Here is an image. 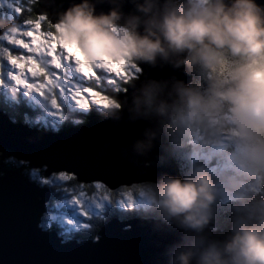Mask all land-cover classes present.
I'll return each instance as SVG.
<instances>
[{"label": "clouds", "instance_id": "obj_1", "mask_svg": "<svg viewBox=\"0 0 264 264\" xmlns=\"http://www.w3.org/2000/svg\"><path fill=\"white\" fill-rule=\"evenodd\" d=\"M101 2L107 11H97ZM125 2L134 11L125 12ZM49 24L60 47L81 65L160 59L183 67L193 80L173 81L166 99L160 98V84L144 88L145 103L173 123L226 104L242 127H264L260 0H73ZM12 26L0 20V29ZM155 195L168 215L196 229L207 220L213 186L206 172L193 169L183 178L164 176ZM176 259L178 264H264V207L237 219L225 239L182 251Z\"/></svg>", "mask_w": 264, "mask_h": 264}, {"label": "water", "instance_id": "obj_2", "mask_svg": "<svg viewBox=\"0 0 264 264\" xmlns=\"http://www.w3.org/2000/svg\"><path fill=\"white\" fill-rule=\"evenodd\" d=\"M72 2L36 0L34 13H46L47 21L54 23L57 13ZM108 7L101 2L96 9L107 11ZM123 10L131 12L134 7L125 2ZM138 65L143 71L139 79L125 86L127 94H114L119 98L118 112L85 117V122L57 134L26 127L0 133V150H4L0 156V171L4 172V176L0 175V264H178L180 252L198 250L230 234L233 224L224 231L211 232L202 226L194 229L182 218L169 215L170 223L151 217L126 222L111 219L97 233L101 237L96 243L68 240L59 244L61 238L56 233L37 227V211L45 194L22 176L21 168H12L9 162L7 167L2 164L7 153L40 167L74 168L88 182L99 180L117 186L159 183L164 176H179L163 135L170 119L145 103L144 88L156 82L161 86L160 98L166 99L173 81L187 84L191 76L183 67H173L160 59L154 64ZM125 124L136 125V132L125 128ZM145 160L149 165H144ZM125 225L130 228L123 230ZM161 230L173 235L164 236Z\"/></svg>", "mask_w": 264, "mask_h": 264}, {"label": "snow or ice", "instance_id": "obj_3", "mask_svg": "<svg viewBox=\"0 0 264 264\" xmlns=\"http://www.w3.org/2000/svg\"><path fill=\"white\" fill-rule=\"evenodd\" d=\"M35 2L36 0H15L12 3L10 0H0V8L6 6L15 14L0 18L13 25L7 30L0 29V133L16 127H26L34 131L41 127L39 121L45 115L52 118V127L61 129L79 124L80 121L74 119L75 117L99 116L101 112L120 106L118 96L111 94L114 91L119 93L125 83L117 73L101 64L82 68L76 58L60 47L51 31L44 34L45 41L55 43L42 41L36 48L32 47L37 44L34 33L40 32L42 22L48 20L43 13H38L36 19H20L25 11H33L32 8L25 9L22 5ZM24 37L32 38L31 44L26 43ZM9 45L14 47L10 48ZM19 49H26L28 54L15 55ZM25 65L28 66L26 73L17 71L22 70ZM139 71L143 69L140 68ZM85 81H93V84H86ZM123 92L127 94L128 89L124 87ZM89 96L99 97V100H89ZM21 109H25L22 125L16 118V113ZM30 112H35L36 115L33 117ZM123 126L134 133L137 130L136 125ZM15 163L17 168L30 169L28 176L32 186L45 194L37 211V221L42 229L52 233L59 229L62 234L68 232L90 235L100 220L111 215L102 211L106 207L104 203L92 204L83 199L84 188L87 185L95 189L119 191L117 185L99 181L94 185L88 184V179L74 168L62 170L60 167L47 165L43 167L41 174L40 165H33L30 160H17ZM4 164L5 167L8 166L7 161ZM71 181L77 182L75 187L69 183ZM77 188L79 197L75 195ZM104 200L111 208L120 209L118 214L121 216L127 214L130 205L133 208L143 206L141 203L125 202L122 198L119 202L110 201L108 197H104ZM159 233L164 236L173 235L167 230Z\"/></svg>", "mask_w": 264, "mask_h": 264}, {"label": "rangeland", "instance_id": "obj_4", "mask_svg": "<svg viewBox=\"0 0 264 264\" xmlns=\"http://www.w3.org/2000/svg\"><path fill=\"white\" fill-rule=\"evenodd\" d=\"M10 2L15 3V0H10ZM27 4L28 3L23 4L22 7L29 6ZM8 15L14 16L15 14L6 6L4 8H0V18H3L4 16H8ZM44 34L46 33L42 32L41 30L40 32L34 33V35L37 37V44L32 45L33 48L39 46V44L42 41L46 43H55V41H45ZM23 39L26 43L31 44L32 38L24 37ZM9 47L12 48L14 46L9 45ZM59 51L60 49L59 46L57 45V52ZM14 54L23 56V55H27L28 53L26 49H19V51L15 52ZM20 63L23 65V60H21ZM103 65L111 69L113 72L117 73L125 81L132 76L136 77L135 75L139 73V67H137L135 62L131 60L121 59L118 61H109V62H105ZM87 66H88L87 64L81 65L82 68H87ZM27 67L28 66L25 65L22 68V70H17V71H22L26 73ZM29 80L31 81L30 74H29ZM190 80H193V77H191ZM85 83L92 85L93 81H85ZM100 87H104V85H100ZM56 91H58V89ZM121 92L122 91H120L119 93ZM119 93H116L114 91L111 94H119ZM87 98L89 100L92 99L99 100V97L89 96ZM81 118L84 119V117H75L74 119L81 120ZM39 123L41 127L38 128H40L41 130H43L42 126L47 127L48 128L47 130H54V131L59 130L57 128L52 127V118L48 117L47 115H45L44 119L39 121ZM203 124L205 125V123ZM206 124H207L206 131H199L200 134L197 133L194 135L195 138L194 146H197V144H204L205 145L204 149L203 147L200 148L201 156L205 158V162L207 163L210 162L211 158L214 160V162L211 163L209 166L211 171H214L213 174L217 181L216 182L217 184L214 187V191L218 194L224 193V196L227 198H232V197H240L246 193H249L250 190L258 189V187L260 186L262 171L264 170V138H263L264 127H260V126L242 127L236 121V119L229 110L218 116L207 117ZM76 125L78 124H74L71 126H76ZM71 126L61 128L60 130L68 129ZM208 144H211L212 146H209ZM194 155L198 156L199 154H194ZM4 159L5 161H10L12 163L14 162L13 163L14 167H17L15 161L22 160L18 158L16 159L13 156H5ZM144 163H147V161H145ZM44 165L45 164H42V166ZM42 170L43 167H41V174H43ZM29 171L30 169L25 167V168H21L20 172L21 174H24L26 176V180L30 182L28 176ZM223 173L226 174L229 173V175L232 176L228 181L225 182L224 180H222L223 178H225V175ZM24 175L23 177H25ZM92 183L94 185L96 182H92ZM121 187L124 186L121 185L119 188ZM84 192H85V196L83 197V199L89 201L92 204H95L96 202L104 203L106 207L102 211L108 212V208H107L108 203L104 200V197L109 198V194L107 193L105 188L95 189L94 187H91L89 191H87V189H84ZM154 192L155 191L153 189L152 190L137 189V193L139 195L136 196L134 200L131 198V192L129 190L118 191L116 192L115 195L117 196L116 197L117 202L121 201L122 198L123 201L128 203H132V204L141 203L144 206H148L149 204H151L154 198L155 195ZM75 195L79 197L78 188L76 189ZM221 197L223 198L222 195ZM129 207L132 206L130 205ZM141 208L142 207H139L137 208V210ZM113 215L118 218H122L121 216L118 215V213L112 211L111 218H109L110 220L114 218ZM109 219L105 220L103 224ZM37 225L40 227L39 223H37ZM225 225L227 224H224L221 227L223 228L225 227ZM97 231H96V235H97ZM58 234L61 236L60 239L61 242H66L69 240L65 238L64 235L60 233ZM63 234L68 235L70 233L64 232ZM96 237L94 239H96Z\"/></svg>", "mask_w": 264, "mask_h": 264}, {"label": "trees", "instance_id": "obj_5", "mask_svg": "<svg viewBox=\"0 0 264 264\" xmlns=\"http://www.w3.org/2000/svg\"><path fill=\"white\" fill-rule=\"evenodd\" d=\"M29 6H25V9L32 8L33 11L28 12L25 11L23 15L20 17L21 20L32 18L36 19L38 18V15L34 13L35 9V3L27 4ZM42 32H54V29L50 26L49 21L45 20L42 22ZM138 73L135 75L137 77ZM136 77L132 76L129 79H127L122 86L121 91H123V88L127 83L135 79ZM201 85L203 84V81H200ZM116 108V107H115ZM228 109V106L225 104L217 106L213 110L206 112L202 117H198L195 120L192 121H186V122H180V123H173L170 121L166 127V135L170 140V144L173 149V155L176 163L178 164V167L180 169L181 175L184 177L186 174L190 173L193 169H198L206 172L208 176L211 178L212 186H213V200L208 206L206 216L207 221L212 222L214 225V228L221 227L224 224L228 223H234L237 219L240 218H248L250 216H254L258 209L264 207V170L262 171L261 180H260V186L256 190H250L249 193H246L240 197H232L227 198L224 196V193H216L214 191V187L217 184L216 179L214 177L213 172L210 169V164L214 162V160L211 158L210 162H205V158L201 156V147L204 149V144H197V146H194V135L199 133V131H206L207 130V124H206V118L209 116H218L222 113H225ZM24 111L25 109H21L19 112L16 113V118L18 121L23 122L24 118ZM30 115L33 117L36 115L35 112H30ZM79 117V116H78ZM80 123L85 122L83 118L79 120ZM205 123V125L203 124ZM74 125V124H73ZM43 130L48 129L47 127L42 126ZM60 130V129H59ZM196 131V132H195ZM264 138V136H263ZM193 141V142H192ZM209 146H212L211 144H208ZM194 154H199L194 155ZM14 163V162H13ZM206 165V166H205ZM210 169V170H209ZM25 171V170H24ZM25 173V172H24ZM225 175L224 180L225 182L228 181L231 176L229 173H223ZM72 187H75L77 182L71 181L69 182ZM93 185V183H88ZM224 185V184H223ZM157 184H153L150 182L146 183H140L131 185L128 187H121L119 188V191L122 190H129L131 192V198L134 200L136 196L139 194L137 193V189H150L154 190L156 189ZM87 191L91 189V187H88L85 185V188ZM107 193L109 194V200L110 201H116V192L118 191H112L109 189H106ZM155 193V192H154ZM223 196V198L221 197ZM151 205V206H150ZM141 209L130 207V210L127 212L126 215L121 216V219H127L132 216L140 215V216H152L154 218L163 217L164 219H167L169 221V215L162 209L159 203L158 196L154 195V198L148 206H141ZM147 207V209H146ZM108 212L112 213V211H115L116 213H120L121 210L118 208H111L110 205H108ZM114 216V215H113ZM111 218V215L106 216L104 219L100 220L99 224L95 229L92 230V233L90 235H79L76 233H70V234H62L60 230L59 233L64 235L67 239H75V240H81L85 238H92L94 239L96 237V231L100 228V226L103 224V222L107 219Z\"/></svg>", "mask_w": 264, "mask_h": 264}, {"label": "bare ground", "instance_id": "obj_6", "mask_svg": "<svg viewBox=\"0 0 264 264\" xmlns=\"http://www.w3.org/2000/svg\"><path fill=\"white\" fill-rule=\"evenodd\" d=\"M135 62V64L137 65V66H139L138 65V61H134ZM141 67L139 66V69H140ZM141 73H142V71H139V73H138V75H137V77L135 78V79H133L131 82H129V83H127L125 86H128V85H131V84H133V81H136V79H139V77H140V75H141ZM121 93H124L123 91L121 92ZM112 95H114V94H112ZM118 111H120V106H117L116 108H111L110 110H108V111H106V112H101L100 114H104V113H111V112H118ZM171 121V120H170ZM169 121V122H170ZM168 122V123H169ZM22 123V122H21ZM168 123H166L165 124V126H164V128H163V135H164V137L166 138V140H167V144H168V149H169V152H170V154H171V157H172V159H173V161H174V164H175V166H176V168H177V171H178V173H179V176L180 177H182L183 178V176L181 175V172H180V169H179V167H178V164L176 163V161H175V159H174V155H173V149L171 148V146H170V143H169V140H168V138H167V135H166V131H165V127H166V125L168 124ZM79 125V124H78ZM38 128V127H37ZM43 129V128H42ZM69 129V128H68ZM48 133H50V134H57V133H60L61 132V130H57V131H54V130H47V129H45ZM3 151L4 150H0V156L2 155V153H3ZM5 156H11L10 154L9 155H7L6 153H4V155H3V159H1V162H3L2 164H4V162H5V159H4V157ZM13 156V155H12ZM14 157V156H13ZM145 161H147V160H145ZM7 162H9L10 164H12L11 165V167L13 168L14 167V164L12 163V162H10V161H7ZM144 165H149V162H147V163H144ZM2 173V174H1ZM0 175H2V176H4V172H1L0 171ZM24 175V174H23ZM22 175V176H23ZM25 176V175H24ZM97 181H99V180H93V181H90V182H88V183H92V182H97ZM100 182V181H99ZM142 183H146V182H142ZM150 183H153V184H157L158 185V183H156V182H150ZM135 184H140V183H132L131 185H135ZM130 185V186H131ZM125 186V185H124ZM118 187H120V185L118 186ZM128 187V186H127ZM110 190V189H109ZM114 218L113 219H116V220H118V221H121V222H126V221H130V219H132V218H148V217H151V218H153V219H155V220H158V219H163V220H165L166 222H168V223H170L171 222V220H170V217H169V221H167V219H164L163 217H158V218H154V217H152V216H140V215H136V216H132V217H130V218H127V219H121V218H118V217H116V216H113ZM110 220V219H109ZM108 220V221H109ZM108 221H106L100 228H99V230L97 231V233L105 226V224L108 222ZM206 222H209V221H207L206 220ZM210 223H212V222H210ZM233 223H228L227 225H225V227H217V228H213V223H212V225H202V228H207L209 231H211V232H215V231H217V230H219V231H224L228 226H230V225H232ZM37 227L40 229V230H44V231H49V230H46V229H42V228H40L38 225H37ZM127 227H129L130 228V226L129 225H125L124 227H123V230H125V228H127ZM56 233V235L59 237V238H61V236L58 234V232L56 231L55 232ZM97 237H96V239H92V238H85V239H81V240H76L75 242L76 243H78V242H80V241H84V240H90L91 241V243H96V242H98V240H99V237H101V235L100 234H97L96 235ZM69 240H75V239H69ZM65 242H61L60 241V239H59V244H64Z\"/></svg>", "mask_w": 264, "mask_h": 264}, {"label": "flooded vegetation", "instance_id": "obj_7", "mask_svg": "<svg viewBox=\"0 0 264 264\" xmlns=\"http://www.w3.org/2000/svg\"><path fill=\"white\" fill-rule=\"evenodd\" d=\"M59 229H57V232L59 233V231H58Z\"/></svg>", "mask_w": 264, "mask_h": 264}]
</instances>
